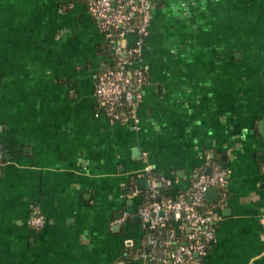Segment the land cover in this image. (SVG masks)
<instances>
[{"label": "crops", "instance_id": "obj_1", "mask_svg": "<svg viewBox=\"0 0 264 264\" xmlns=\"http://www.w3.org/2000/svg\"><path fill=\"white\" fill-rule=\"evenodd\" d=\"M152 1L136 119L114 120L88 0H0V264H129L149 175L163 200L214 163L229 177L205 196L223 205L203 264H264V0Z\"/></svg>", "mask_w": 264, "mask_h": 264}, {"label": "built area", "instance_id": "obj_2", "mask_svg": "<svg viewBox=\"0 0 264 264\" xmlns=\"http://www.w3.org/2000/svg\"><path fill=\"white\" fill-rule=\"evenodd\" d=\"M152 0H88V10L104 33L114 53V66L101 70L96 77L95 95L105 106V113L114 120L136 119L137 109L143 97L147 68L142 64L141 52L150 35L153 21ZM134 36L132 44L127 37ZM0 150V166L5 165ZM229 171L212 165L202 171L191 183L189 196H170L159 200H142L138 214L151 236L133 261L129 264H203L209 248L215 244L216 230L212 223L217 220L223 203L219 202L201 211L206 203V193L216 187L220 192L226 188ZM153 196L157 194L158 182L165 178L148 177ZM172 221L173 230L168 238H160V230ZM46 223L42 214L31 219L35 229ZM171 243L174 248H169Z\"/></svg>", "mask_w": 264, "mask_h": 264}, {"label": "trees", "instance_id": "obj_3", "mask_svg": "<svg viewBox=\"0 0 264 264\" xmlns=\"http://www.w3.org/2000/svg\"><path fill=\"white\" fill-rule=\"evenodd\" d=\"M112 66H114V63H113V65ZM147 78H146V81H147V79H148V73H147ZM102 110L103 111H105V106H103L102 105ZM214 163V162H213ZM217 163H214V165H216ZM164 189L162 190V192H161V195H165V197L164 198H167V197H169V195H170V190H171V187H163ZM190 193H191V188H190V190H189V192H187L186 194H185V196H189L190 195ZM221 193L223 194V193H225V190L223 189L222 191H221ZM221 194V195H222ZM144 198L146 199V200H149V201H153V200H156V196H153V192L151 191V190H149L148 192H145V194H144ZM213 205H211V204H209L207 201H206V203H205V206L203 207V208H201V211H206L207 209H209L210 207H212ZM173 222L172 221H170L169 223H168V226L166 227V228H162L161 230H160V238L161 239H163V238H165V240L168 238V235H169V232L171 231V230H173V224H172ZM158 234L157 233H153V234H150V233H148V242H149V240H150V237L152 236H157ZM170 244V243H169ZM169 248H174L175 247V244H173V243H171L169 246H168ZM139 251H136L135 253H134V255H133V259L136 257V255H137V253H138ZM151 264H157V263H154V262H150Z\"/></svg>", "mask_w": 264, "mask_h": 264}, {"label": "water", "instance_id": "obj_4", "mask_svg": "<svg viewBox=\"0 0 264 264\" xmlns=\"http://www.w3.org/2000/svg\"><path fill=\"white\" fill-rule=\"evenodd\" d=\"M218 191H219V189L218 188H216V187H213V188H211V189H209L207 192H215L216 193V195L218 194ZM157 200H161V198H158Z\"/></svg>", "mask_w": 264, "mask_h": 264}]
</instances>
